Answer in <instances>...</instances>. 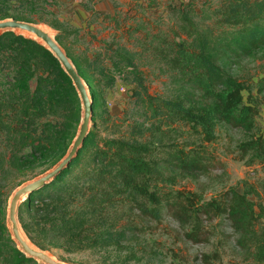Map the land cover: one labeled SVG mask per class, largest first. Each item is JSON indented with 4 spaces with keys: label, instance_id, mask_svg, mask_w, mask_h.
Here are the masks:
<instances>
[{
    "label": "trees",
    "instance_id": "trees-1",
    "mask_svg": "<svg viewBox=\"0 0 264 264\" xmlns=\"http://www.w3.org/2000/svg\"><path fill=\"white\" fill-rule=\"evenodd\" d=\"M13 1L23 7L32 0H0V18L31 21ZM171 7L178 14L175 37H164L156 49L166 57L179 90L166 98L135 91L137 99L146 103L148 117L155 120L148 126H141L143 122L132 126L127 137L99 138L90 128L69 164L20 203L22 227L40 247L79 250L119 244L135 225L122 221L126 208L156 221L168 209L186 226V238L195 242L208 240L207 222L227 215L242 234V245L252 240L254 224L264 212L256 211L248 192L230 187L223 196L203 199L194 191L162 190L159 182L174 183L175 173L165 174L153 153L155 138L158 145L165 143L177 123L189 124L207 141H213L218 124L225 123L248 134L239 144L242 157L248 155L250 164L264 161V132L256 124L264 102V70L255 84L257 94L250 90L246 96L247 81L220 62L223 56L264 47V0H221L218 6H204L201 11L192 2ZM210 18L213 23L206 22ZM65 50L80 74L87 75L83 57L75 58ZM113 51L131 67L132 80L145 87L131 56ZM111 62L120 65L118 60ZM87 83L91 85L90 78ZM79 117L77 92L54 55L31 37L12 30L0 33V176L53 165L65 154ZM167 146L164 159L174 170L192 174L207 168L195 148L177 142ZM4 186L0 183V264H40L22 253L7 231L2 215ZM204 256L209 264L211 255Z\"/></svg>",
    "mask_w": 264,
    "mask_h": 264
},
{
    "label": "rangeland",
    "instance_id": "rangeland-1",
    "mask_svg": "<svg viewBox=\"0 0 264 264\" xmlns=\"http://www.w3.org/2000/svg\"><path fill=\"white\" fill-rule=\"evenodd\" d=\"M182 2H192L201 11L204 6H218L221 0H32L23 7L18 1H13V5L23 9L31 21L51 27L55 37L59 35L58 42L73 57H83L81 65L87 69L83 78L86 82L91 79V85L87 84L93 94L90 128L102 138L130 136L132 126L140 122H143L141 126H148L155 120L148 117L150 111L144 101L137 99L139 93L135 91L166 98L179 90L166 57L161 56L156 47L163 44L164 37H175L173 28H178V14L171 11V6ZM206 22L213 23V18ZM114 49L131 56L141 71L145 87L132 80L131 67L123 64V56L115 54ZM111 60L120 61V65L115 67ZM220 62L226 70L247 81L246 96L250 90L257 94L255 84L264 70V47L223 56ZM30 83L33 87L35 79ZM256 124L257 130L264 132V102ZM175 126L177 129L166 136L165 143L158 145L155 138L153 156L165 174L175 173L174 183L159 182L162 190L194 191L203 199H211L223 196L227 189L234 187L248 192L256 203V211L264 212V161L250 164L248 155L242 157L239 144L248 137L244 130L220 123L217 137L207 141L189 124ZM144 133L147 135L149 130ZM167 142L195 148L204 156L207 168L192 174L174 170L164 159L169 149ZM48 165L45 163L26 173L12 171L0 176V183H5L6 201L2 213L5 225L7 200L12 189L46 170ZM122 221H134L135 225L119 244H100L79 250L48 249L70 264H206L205 253L211 255L209 264H264V215L254 224L255 231L248 245H242L241 241L245 240L227 215L207 222L209 238L200 242L186 238V226L168 209L163 211L162 220L156 221L126 208Z\"/></svg>",
    "mask_w": 264,
    "mask_h": 264
},
{
    "label": "water",
    "instance_id": "water-1",
    "mask_svg": "<svg viewBox=\"0 0 264 264\" xmlns=\"http://www.w3.org/2000/svg\"><path fill=\"white\" fill-rule=\"evenodd\" d=\"M12 30L26 37H31L44 45L59 61L61 67L70 77L80 102V118L76 132L65 154L41 173L16 185L9 194L6 206V226L16 247L26 256L40 264H70L57 257L47 248H42L29 238L19 220L20 203L35 189L55 177L77 155L83 146L92 120V97L87 82L78 71L71 57L56 39L53 29L43 23L17 19L0 18V33Z\"/></svg>",
    "mask_w": 264,
    "mask_h": 264
}]
</instances>
